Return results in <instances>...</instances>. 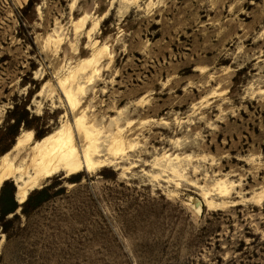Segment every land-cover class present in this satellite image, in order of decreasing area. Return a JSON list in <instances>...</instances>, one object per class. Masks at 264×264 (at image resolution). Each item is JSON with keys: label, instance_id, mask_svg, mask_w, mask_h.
Returning a JSON list of instances; mask_svg holds the SVG:
<instances>
[{"label": "rangeland", "instance_id": "1", "mask_svg": "<svg viewBox=\"0 0 264 264\" xmlns=\"http://www.w3.org/2000/svg\"><path fill=\"white\" fill-rule=\"evenodd\" d=\"M80 115L110 164L4 182L0 264H264V0H0V160Z\"/></svg>", "mask_w": 264, "mask_h": 264}, {"label": "bare ground", "instance_id": "2", "mask_svg": "<svg viewBox=\"0 0 264 264\" xmlns=\"http://www.w3.org/2000/svg\"><path fill=\"white\" fill-rule=\"evenodd\" d=\"M66 98L72 107L79 103V98L73 91L67 90ZM86 122L85 115H80L75 119L77 136H81L83 141L81 145L75 143L74 132L69 125L63 126L54 134L39 141L34 139L32 132L26 133V137L19 138L12 152L21 147L26 148L31 143L34 144L30 148L29 161L25 164L27 162L25 159L21 164H15L9 160L10 153L2 157L0 186L6 181H15L17 198L22 204L32 190L39 188L47 179L58 173H65L67 177H71L83 171L93 172L107 167L110 161L103 155L102 143L104 141H101L103 131ZM111 140L107 150L116 154L121 150L118 138L112 137Z\"/></svg>", "mask_w": 264, "mask_h": 264}, {"label": "trees", "instance_id": "3", "mask_svg": "<svg viewBox=\"0 0 264 264\" xmlns=\"http://www.w3.org/2000/svg\"><path fill=\"white\" fill-rule=\"evenodd\" d=\"M44 136L42 135V136H39L38 138H40V139H42ZM36 195H38L39 196V199H38V201L39 202H37V203H42V202H44L45 200H46V190H41V191H38V192H36ZM31 198H32V196L30 197V199L27 201V203H29V201L31 200ZM11 205H12V207L9 209V211L8 212H15L16 211V209H17V204H16V202H15V200L13 199L12 201H11Z\"/></svg>", "mask_w": 264, "mask_h": 264}]
</instances>
